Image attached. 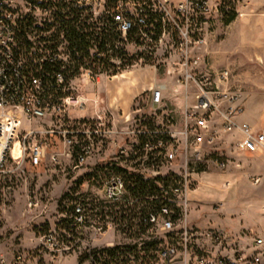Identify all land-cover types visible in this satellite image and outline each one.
Wrapping results in <instances>:
<instances>
[{
	"label": "rangeland",
	"instance_id": "rangeland-1",
	"mask_svg": "<svg viewBox=\"0 0 264 264\" xmlns=\"http://www.w3.org/2000/svg\"><path fill=\"white\" fill-rule=\"evenodd\" d=\"M263 1L250 0L244 14L230 23L210 15L201 33L204 44L188 49L198 60L197 73L201 71L212 80L214 73L228 69L230 84L242 89L240 101L249 102L252 112L259 109L262 113L264 15L256 14L264 10ZM17 4L22 11V1L18 0ZM34 17L32 26L43 24L39 13ZM54 30L55 26L45 34L32 32L31 38L42 48L31 53L58 54L67 79L60 92L82 96L86 104L82 109L69 108L65 113L51 110L41 119H29L14 111L19 123L13 157L0 172V260L11 258L19 249L34 250L42 234L49 230H55L63 246L69 248L62 264H92L89 259L92 252L113 247L130 250L135 246L139 259L135 261L127 250L117 260L118 264L121 260L124 264H184L180 228L191 230L194 252L212 249L209 234L215 230H225L230 244L234 243L236 247H232L237 249L238 241L260 237L264 242V221L260 223L256 216L258 211L264 214V154L246 155L221 167L213 150L216 144L195 151L190 144L180 142L171 162L153 156V160L149 159L140 148L138 132L143 129L172 126L179 130L183 126L180 116L174 114V121L170 120L172 114L155 110L148 91L142 93L155 84L158 85L154 89L162 83L181 85L177 73L173 76L166 73L168 57L176 56L173 44L176 39L162 36L159 30L142 38L121 39L113 50L102 53L95 62L92 48L88 57L72 54L64 45H56L53 52L48 50L38 40ZM59 41L64 42L62 38ZM197 94L189 85L186 95L172 96L171 92H165L162 103L177 98L173 106L182 108L187 103L195 104ZM59 99L47 96L52 106H59ZM254 131L264 132L263 119L257 121ZM28 133L30 144L41 142L45 147L46 157L38 166L22 162L18 156V145ZM87 144L91 145V153L77 166L75 156ZM113 168L144 179L171 174L181 178L180 191H173L180 217L172 230L163 224L162 218L156 226L144 229H139L137 218H133L127 229L109 215L108 207L115 202L107 198V186L117 179L121 181V175ZM76 205L81 206L85 216L79 227L70 223L71 208ZM114 210L118 211V207ZM100 226L102 230H98ZM154 243H157L155 247ZM143 244L147 254L141 260ZM168 246H174L176 253L169 262L162 261L155 251ZM227 252L232 254L230 250Z\"/></svg>",
	"mask_w": 264,
	"mask_h": 264
},
{
	"label": "built area",
	"instance_id": "built-area-1",
	"mask_svg": "<svg viewBox=\"0 0 264 264\" xmlns=\"http://www.w3.org/2000/svg\"><path fill=\"white\" fill-rule=\"evenodd\" d=\"M17 1L0 0V172L9 158L13 157L16 126L19 123V117L14 111L22 112L29 119H41L51 110L65 113L69 108L82 109L86 104L84 97L62 92L65 94L60 97L59 106H52L47 101L41 78H27L23 74L22 66L25 61L18 52L23 44L16 37L19 22L30 19L33 24L36 20L34 14L39 13L45 25H31V30L35 27L46 29L52 24L53 15L58 12L60 5L65 9L64 12H80L86 18L88 31L95 28L99 33L112 32L118 35L113 46H117L121 39L125 41L127 38L146 37L155 30L171 40L176 39L173 43L176 56L168 57L169 67L166 73L171 76L177 73V82L185 87L193 85L198 92L196 102L185 114L181 129L155 127L154 130L145 128L138 132L139 135L149 138L144 144L145 152L152 153L151 156L159 160L171 162L177 154L180 142L190 144L197 151L198 148H209L213 144L225 142L227 136L238 135L239 138L232 143L237 152L264 154V133H256L249 124L238 121L243 113L240 101L242 89L230 84L231 72L228 69L218 71L214 73L212 80L201 71L197 73L198 60L188 50L204 44L201 33L205 31L203 25L210 15L221 19L228 15L237 18L244 14L250 0H183L180 3L170 0H21L23 16L19 14ZM31 36L29 32L25 34L30 48L29 58L33 63L61 61L56 53L32 54L31 50H39L42 46ZM43 45L46 47L50 43L43 42ZM63 45L68 47L66 41H61L58 46ZM55 77L59 84L65 79L61 71ZM163 91L164 86L152 90V104L159 110L163 107ZM169 119L174 121L173 116ZM28 135L29 133L25 134L18 145V156L22 162L28 161L32 166H38L46 157L45 147L41 142L30 144ZM163 137L167 140H163ZM90 153V144L80 148L75 156L76 165H82ZM214 153L221 167L229 162L224 153L217 150ZM55 157L52 159L55 160ZM198 160L200 158L197 156L196 161ZM106 194L112 202L119 201L124 194L122 182L119 179L111 182L107 186ZM31 206L32 202L29 201L28 207ZM162 212L164 215L168 214L166 210ZM160 218L162 217L152 215L149 223L156 226ZM70 219L74 227L85 222L80 205L73 207ZM162 220L169 230L173 229V222L169 219ZM98 230H102L101 226ZM179 236L184 251V264H264V242L260 238H254L245 249H237L229 244L227 234L215 230L209 234L212 249L208 252H194L191 250V230L180 228ZM68 252L69 248L63 246L55 230H49L42 234L40 244L34 250H18L11 258L0 260V264H62ZM175 253V247L168 246L161 248L157 257L169 262Z\"/></svg>",
	"mask_w": 264,
	"mask_h": 264
},
{
	"label": "trees",
	"instance_id": "trees-1",
	"mask_svg": "<svg viewBox=\"0 0 264 264\" xmlns=\"http://www.w3.org/2000/svg\"><path fill=\"white\" fill-rule=\"evenodd\" d=\"M63 6H58V12L53 15L54 19L51 25L47 26L46 29L34 28L31 30V20L26 19L19 22V29L17 31L16 37L18 42H21L23 46L20 47L19 53L22 54L24 58V65L22 66L23 74L30 78L31 76L40 77L44 92H46V97L52 95L53 97H62L64 94L60 92L65 86L67 79L64 73V67H62L61 61H44L42 63H33L29 58V44L26 41L25 34L29 32H50L51 28L55 26L54 32L48 36H41L39 41L51 43L52 45H46V48L50 51H54L55 46L59 45L61 41L58 42L59 38H62L68 43L67 49L74 53H82L87 57L89 55V49L95 50V62H97L98 57L102 53L109 52L113 50V41H116L118 35L110 33H99L95 28L88 31L86 26V18L81 16L80 12L77 11H67L64 12ZM235 19L234 15L224 16L223 20L225 23H230ZM80 66H77V68ZM107 69V68H106ZM62 72L65 79L61 84L58 83L55 75L58 72ZM155 127H148L149 130H154ZM80 137V136H77ZM149 138L140 135L139 142L140 148L143 150L145 142ZM163 140H167L163 137ZM143 155V154H142ZM149 159H152V153H146ZM114 171L121 175V182L123 184L124 194L121 199L113 203L112 207H108L109 215L114 217L116 221H120L121 225L128 227L131 225V220L137 218L139 229L149 228L152 225L149 223L150 216H160L163 219H169L171 222H175L180 217V210L176 207L175 197L173 191L180 190V184L182 183L181 178L176 175H168L166 177H153L150 179H144L140 175H135L126 172L120 168H113ZM194 172H198L193 169ZM118 207V211L114 209ZM132 208V209H131ZM73 207L71 208L72 215ZM134 210H138L134 213ZM163 210L168 212L167 215L163 214ZM173 213V215H172ZM70 223L72 220L70 219ZM157 243H154L155 247ZM125 249L122 247L113 248H103L96 252H92L89 256L92 264H118L117 260L126 254ZM161 248L156 250L157 253L160 252ZM130 251V252H129ZM130 254H133L135 261L139 259V253L136 252V246L131 248ZM143 257L147 254L145 244L141 247ZM96 253V254H95ZM97 255L103 258H97ZM121 264L124 262L121 260Z\"/></svg>",
	"mask_w": 264,
	"mask_h": 264
},
{
	"label": "crops",
	"instance_id": "crops-1",
	"mask_svg": "<svg viewBox=\"0 0 264 264\" xmlns=\"http://www.w3.org/2000/svg\"><path fill=\"white\" fill-rule=\"evenodd\" d=\"M170 1L173 2V3H177V2H179L181 0H170ZM263 3H264V1H263ZM256 15H264V10H262V12L260 11ZM157 85L158 84L151 85L149 88H147V90L145 89V90L142 91V93H147V91H148V99H149L150 102H151V98H152L151 92L154 89V87H156ZM162 86H164V91L162 92V97H164V93L165 92H171L172 96H174L175 94H178V93H184L186 95L189 92V85L187 87H185L183 85H175V84H171L170 85V84L162 83ZM191 87L194 89V92H196L195 91V87L192 86V85H191ZM246 92H248V91H246ZM175 101H177V98H172V99H170L168 101L164 100L163 107L160 110L156 109L154 107L153 108L155 110H159V111H162V112H165V113H170V114H172L173 118H174V114L176 115L175 117L180 116V118L184 121L185 114L187 112H189V108L193 105V103L192 104L187 103L182 108H177V107L173 106V105L176 104ZM242 102L243 101H241V106L243 108V113L241 114V116H239L238 121L239 122H243V123H247L253 129H255V127L257 126V121L260 120V119L264 120V113H262V111L259 110V109L254 111V112H252L251 107L249 105V102H246V103H242ZM170 129H173V127L171 126ZM261 133H264V132H261ZM238 138H239L238 135L235 136V137L227 136L225 138V142L218 143L213 150L214 151L217 150V152H219L221 154L224 153V155L227 156L229 161H231V160L232 161L233 160L234 161H239L242 157L244 158V157H246V155H250V153H240V152H237L233 148L232 143ZM257 154H259V153H255L254 155H257ZM256 216L258 217L257 221H260V223H261V221H264V214H262L261 211H258ZM220 231H223V230H220ZM223 232L226 234L225 230ZM258 238H260V237H258ZM260 239H262V238H260ZM251 242H252V239L249 240L248 242H239L238 241V246H240V249H245L246 247H248L250 245ZM229 244H230V242H229ZM230 245L236 247V245L234 243L230 244ZM19 250H25V249H19ZM16 251H18V250H16Z\"/></svg>",
	"mask_w": 264,
	"mask_h": 264
}]
</instances>
